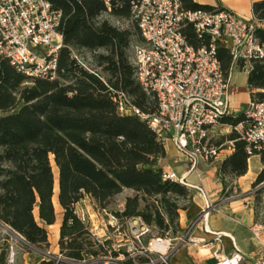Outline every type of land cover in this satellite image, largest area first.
<instances>
[{
  "label": "trees",
  "instance_id": "16d2710c",
  "mask_svg": "<svg viewBox=\"0 0 264 264\" xmlns=\"http://www.w3.org/2000/svg\"><path fill=\"white\" fill-rule=\"evenodd\" d=\"M49 1L61 11L58 29L63 44L55 75L28 76L0 55V222L19 232L29 244L46 249L47 225L56 220V195L63 209L60 254L73 260L116 257L120 251L112 248V240L93 236L74 204L88 195L100 208H107L113 196L131 188L134 193L126 196L124 207L109 210L121 230L130 235L131 220L139 218L158 236H168L170 230L176 236L181 230L180 209L191 202L180 205L178 198L191 197L192 192L186 183L162 176L163 167L173 165L174 158L167 155L165 144L146 118L119 113L114 99L119 91H125L141 112L153 113L158 106L153 93L144 90L135 78L128 54L132 31L99 19L107 10L131 15L129 0L110 8L102 0ZM180 1L185 9L226 8L220 0L218 5ZM252 10L263 22L264 0H254ZM137 27L140 33L138 23ZM181 30L195 46L206 41L192 23ZM255 32L264 43V26L257 25ZM81 50L91 53L95 66L78 60ZM217 55L228 77L233 58L221 42ZM247 72L251 100H264V56L255 58ZM242 118L240 111L223 120L237 123ZM227 136L233 139L234 150L218 163L222 179L226 174H244L252 155L247 141L236 131ZM261 157L264 161V154ZM262 180L264 167L255 182ZM148 234L149 238L154 236ZM123 252L119 261L133 264V257ZM136 260L146 261L147 257L137 255ZM36 264L70 263L41 257Z\"/></svg>",
  "mask_w": 264,
  "mask_h": 264
},
{
  "label": "built area",
  "instance_id": "2783aa9c",
  "mask_svg": "<svg viewBox=\"0 0 264 264\" xmlns=\"http://www.w3.org/2000/svg\"><path fill=\"white\" fill-rule=\"evenodd\" d=\"M102 1L108 8L124 2ZM129 3L142 36L140 42L132 45L130 54L135 78L144 90L153 93L158 106L153 113L141 112L128 93L119 91L114 96L118 112L137 113L146 118L158 139L164 144L173 142L179 151V160L190 163L193 168L201 160L213 159L219 154L221 145L214 142L213 137L220 128L236 131L247 141L249 153L264 154V100H251L242 109L243 118L237 123L224 121L223 118L233 111L228 98L229 77L217 55V45L221 42L228 48L233 62L248 71L255 58L264 56V43L255 32L257 25L230 8L185 9L180 0H129ZM60 20L61 11L52 7L49 0H0V55L28 76L53 77L57 54L63 44L58 29ZM186 23H192L197 34L205 36L206 41L198 46L189 43L181 30ZM76 56L88 66L82 57ZM230 142L234 145L233 140ZM162 176L187 183L182 175L166 165ZM90 206L105 213L121 237L112 243V248L120 251L118 256L123 258V251H127L133 257V264L166 262L174 247L170 236H158L153 231L149 245H144L142 237L151 231L149 225L143 223L134 229L131 226L128 235L121 230L112 212L100 208L94 201ZM211 208L218 209L217 203L208 201L203 214ZM74 209L88 222V211L84 207H78L76 202ZM89 229L93 236L103 240L90 225ZM251 229L258 236L261 227L253 225ZM178 237L180 241L190 238L198 242L189 230ZM122 240L128 242L126 248H122ZM27 244L40 257L61 258V254L49 249ZM137 255H144L147 260L137 261ZM118 256H108L101 262L122 264ZM242 258L243 253L236 248L219 256L213 264H239ZM5 264H16L13 243ZM254 264H264V242Z\"/></svg>",
  "mask_w": 264,
  "mask_h": 264
},
{
  "label": "crops",
  "instance_id": "0c3cea01",
  "mask_svg": "<svg viewBox=\"0 0 264 264\" xmlns=\"http://www.w3.org/2000/svg\"><path fill=\"white\" fill-rule=\"evenodd\" d=\"M197 1L212 5L219 4L218 0ZM253 1L220 0V3L226 8L233 9L250 21H253L255 25L264 26V21L260 22L254 17L252 10ZM247 73V71L240 68L237 62H233L228 76V98L233 113L243 108L244 103L248 104L251 101L250 89L247 85ZM230 131L232 130L220 128L215 133L218 138L225 135L223 140H221L222 138L217 140V144H220L221 148L215 158L201 160L195 168L191 167L190 163L186 161L174 166L166 164V166L176 170L179 175H182L187 182L186 184L195 187L197 190L193 195L192 202L186 208L180 209L179 225L181 230L176 236L171 237L174 247L167 255L166 262L159 261L157 264H213L219 256L229 254L236 248L243 253V258L239 264H254L261 250V243L264 242V220L261 221V217L258 216L262 211L254 205L253 201L247 200L245 202V199L242 201L237 199H221V201L215 202L217 205L219 204L218 209L211 208L203 214L207 202L219 198L221 192L220 181L217 179V168L218 163L234 150V146L230 142L233 139L227 136ZM165 146L168 156L173 157L176 154L175 152L178 151L171 141L166 142ZM174 160L176 161L177 159L174 158ZM263 167L264 161L262 160L261 153H254L248 159L247 171L241 175H234L233 180L234 182H238L239 186L246 185L255 179ZM122 192L125 193L119 197L117 209L124 207L126 196L131 194L129 191ZM92 201V198L88 195L77 201L78 207H84L88 211V223L90 227L102 239L110 238L112 240L114 236H119L118 233L111 234L107 232L106 228L101 226L106 225V223L110 226L111 224L105 213L107 221L104 220L105 218L100 211L90 206ZM55 205L56 220L47 225L48 245L46 249L60 254L59 237L63 209L56 201V195ZM141 223L142 221L139 218L131 220L132 229L141 225ZM253 225L261 227L258 236L251 229ZM111 229L115 230L112 226ZM187 230H189L190 235L198 239V242H193L190 238L180 241L178 236L183 235ZM118 239H121V237ZM23 257L24 259L21 264H36L37 260L41 258L33 250L27 251ZM117 258L118 260L122 259L121 256Z\"/></svg>",
  "mask_w": 264,
  "mask_h": 264
},
{
  "label": "rangeland",
  "instance_id": "374dc122",
  "mask_svg": "<svg viewBox=\"0 0 264 264\" xmlns=\"http://www.w3.org/2000/svg\"><path fill=\"white\" fill-rule=\"evenodd\" d=\"M99 19H107L110 23H112L113 25H116L119 28H128L132 31V35H131V43L130 46L128 48V54H131V49H132V45L136 42H140V40H142V37L139 33L138 27H137V23L136 20L134 19V17L131 15L129 16H124V15H117L115 13H112L111 11H104ZM77 55L79 57H82L83 60H85L86 64L89 67H93L95 66V64L92 62V58H91V53L89 51L86 50H81L80 52H77ZM97 69H99V67H97ZM248 104L244 103L243 104V108L247 107ZM240 108L236 111H234V113H238L240 111H243ZM218 136H214L213 137V141L214 142H218ZM176 154L173 156V158H176L177 160H173V166L174 165H179L182 164L183 161L179 160V152L176 151ZM262 155V154H261ZM172 164V163H171ZM56 169V168H55ZM57 175V173H56ZM217 179L220 181V194H219V198L213 200L214 203L221 201V199H237V200H243L245 199V202L247 200H251L254 202V205L259 208L262 212H260L258 214L259 217H261V221L264 220V180L260 181V182H255V179L253 181L248 182L246 185H242L239 186L238 182H234L233 174H226L225 177L222 179L220 174L217 173ZM187 186L189 187L190 191L192 192V196L190 197L188 196H179L178 198V202L180 203V205L186 204L189 201L192 202L193 200V195L196 192V188L193 186H189L187 184ZM122 191H129L131 192V194L134 193V190L131 188L128 189H124ZM119 192L118 194H116L115 196H113L110 201L107 203L106 205V209L107 210H115L118 207V203H119V197L122 196L123 193L125 192ZM190 202V203H191ZM249 204V203H248ZM219 207V204H218ZM103 217L105 218L104 220H106V215L101 211ZM0 225L2 227H0V264H5L6 260L9 257V253H10V244L13 243L14 245V249H15V262L16 264H21L22 260L24 259V255L27 251H32V248L27 244L26 240L24 237H22L20 234L16 233L14 230H10L8 227H6V225H3L0 223ZM103 226V228H106V231L114 234L117 233L116 230L111 229V226L108 225V223H106V225H101ZM105 230V229H104ZM154 231V230H152ZM152 231H149L148 233H153ZM103 233V231H102ZM145 234L144 238L142 237V242L144 245H149V234ZM151 235V234H150ZM168 236H173L171 230L168 232ZM118 238H120L119 236H114V238L112 239V243H116L118 242ZM122 242L124 243L122 248H126L128 242L125 240H122ZM100 255H103V253H101ZM60 260H64L70 264H103L101 262V260L105 259L102 256H96L94 258L90 257V258H86V259H81V260H73V259H69L66 258L64 256H60ZM105 264H108L107 261Z\"/></svg>",
  "mask_w": 264,
  "mask_h": 264
},
{
  "label": "bare ground",
  "instance_id": "6f19581e",
  "mask_svg": "<svg viewBox=\"0 0 264 264\" xmlns=\"http://www.w3.org/2000/svg\"><path fill=\"white\" fill-rule=\"evenodd\" d=\"M56 187H58V182H56ZM152 244H154V242H152Z\"/></svg>",
  "mask_w": 264,
  "mask_h": 264
},
{
  "label": "water",
  "instance_id": "95a60500",
  "mask_svg": "<svg viewBox=\"0 0 264 264\" xmlns=\"http://www.w3.org/2000/svg\"><path fill=\"white\" fill-rule=\"evenodd\" d=\"M143 224V222L141 223V225ZM23 237V236H22Z\"/></svg>",
  "mask_w": 264,
  "mask_h": 264
}]
</instances>
